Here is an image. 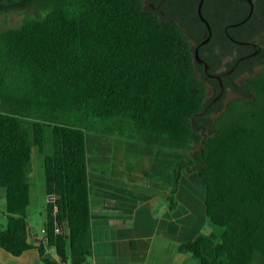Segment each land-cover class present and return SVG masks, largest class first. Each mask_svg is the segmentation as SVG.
Returning a JSON list of instances; mask_svg holds the SVG:
<instances>
[{"label":"trees","instance_id":"obj_1","mask_svg":"<svg viewBox=\"0 0 264 264\" xmlns=\"http://www.w3.org/2000/svg\"><path fill=\"white\" fill-rule=\"evenodd\" d=\"M208 1L202 12L211 38L200 55L208 49L218 65L235 67L215 104L196 72L195 48L208 36L199 0H0V14L25 15L0 32L3 251L16 258L37 249L44 264H87L96 220L132 224L157 190L105 185L104 203L92 204L90 164L109 163L113 148L101 139L117 136L152 159L143 176L168 189L171 213L184 172L199 175L209 227L179 244V253L200 264H264V2L259 9L252 0L249 16L247 0H214L210 16ZM34 146L44 156L46 195L58 197L56 212L46 206L45 245L29 241Z\"/></svg>","mask_w":264,"mask_h":264},{"label":"crops","instance_id":"obj_2","mask_svg":"<svg viewBox=\"0 0 264 264\" xmlns=\"http://www.w3.org/2000/svg\"><path fill=\"white\" fill-rule=\"evenodd\" d=\"M101 174L104 175V172L99 171L98 176L102 177ZM93 183L98 188H93L96 196L92 195L94 208L104 203L99 196L104 195L102 189L105 185L111 188H124L99 177L94 179ZM156 202L157 196L140 205L134 211L133 222L128 227L104 226L102 224L105 222L96 220L92 229L93 256L87 264H200L190 254L179 253L177 248L179 244L192 240L199 233L196 232L198 223L194 216L199 217L201 224L202 216L198 213L196 215L186 213V217L179 218L177 210L171 213L167 208L157 212ZM202 210L205 214L204 205ZM29 230L31 244L45 245L46 236L42 233L44 228L41 234L32 227H29ZM47 253L52 256L54 251L48 249ZM0 262H3L0 264H41V258L37 249L29 250L15 258L0 248Z\"/></svg>","mask_w":264,"mask_h":264},{"label":"rangeland","instance_id":"obj_3","mask_svg":"<svg viewBox=\"0 0 264 264\" xmlns=\"http://www.w3.org/2000/svg\"><path fill=\"white\" fill-rule=\"evenodd\" d=\"M24 16V12L0 14V32L18 27L23 21ZM231 96V94H228L225 97L224 104L231 98ZM209 97L211 98V94ZM49 132L50 131L47 129L44 139V147L48 154L51 152V136ZM101 140L107 141V143L112 146L113 151L110 153L109 158L111 160L108 164H90L89 171L93 188L96 187L93 183L94 179H98V177L115 186L118 185L127 189L151 187L158 191L157 202L155 204L157 212L163 211L164 208L168 209V189L162 187L160 180H149L143 176V171L150 168L152 159L130 151L129 148L126 147V145L128 146L133 143L130 139L111 136L110 140L107 138H102ZM43 161L44 156L40 153L39 148L34 146L30 164L28 166L31 197L30 206L27 211V223L29 227L36 229L39 234H41V230L45 226L47 206ZM99 171L104 172V175L101 174L102 177L98 176ZM93 201L96 202V199L93 198ZM177 201V214L179 215V218L182 216L184 218L186 213L188 215H196L198 213L202 216V224L200 223L199 217L197 218L194 216L195 221L198 223L196 232L207 230L209 225L207 224L205 214L202 210L205 202V187L197 173L188 174L184 172L177 193ZM6 225V195L5 190L0 189V226L5 227ZM210 228L212 227L210 226ZM41 264L44 263L41 261Z\"/></svg>","mask_w":264,"mask_h":264},{"label":"flooded vegetation","instance_id":"obj_4","mask_svg":"<svg viewBox=\"0 0 264 264\" xmlns=\"http://www.w3.org/2000/svg\"><path fill=\"white\" fill-rule=\"evenodd\" d=\"M263 2H264V0H257V6L259 5V9H261V5L263 4ZM213 4H214V0L208 1L207 6H206V10H205V13L207 15L211 16L214 13L215 9L213 7L214 6ZM228 10L229 11L227 12V16H225L226 21H228V19L234 14V9L232 11L230 9H228ZM163 14H164V12H163ZM258 25H259V19L257 18V26ZM230 27H233V26L230 24L226 25V29H225L226 33H228V28H230ZM203 36L205 38L203 41H205L208 38V36H207V34H204ZM208 43L203 44L201 46L199 45V46L201 48V47L207 45ZM200 48H199V50H200ZM258 53H259V47L257 45V55H258ZM201 54L202 55H200V52H199L201 63L196 62V72H197L198 77L205 82V84L208 88V93H207L208 99L213 98L214 99L213 103L215 104L218 101H220L221 98L225 94V89H224L225 86L223 84V78H224L226 83L230 82V80L233 77V73H234L233 71L235 70V67H232L231 70L227 71L226 70L227 60L224 61L222 64L218 65L217 61L215 60V56L208 49H204L203 53H201ZM254 55H255V53H254ZM228 57H229V59H234L237 57V53L234 52V54L232 56H228ZM215 65H218L217 69H214ZM214 81L218 82L219 87H220L219 91L216 89V87L214 85H212V82H214ZM210 94H211V98L209 97Z\"/></svg>","mask_w":264,"mask_h":264},{"label":"water","instance_id":"obj_5","mask_svg":"<svg viewBox=\"0 0 264 264\" xmlns=\"http://www.w3.org/2000/svg\"><path fill=\"white\" fill-rule=\"evenodd\" d=\"M204 2H205V0H199L198 7H197V13H198V16H199L200 20H201V21L206 25V27H207V30H208V38H207L205 41H203V42L200 44V46L203 45V44L208 43L209 40H210V37H211V26H210L209 22L207 21V19L204 17L203 12H202ZM247 2H248L249 5H250V13H249V16H251L252 13H253V10H254V4H253V1H252V0H247ZM242 23H244V21H242V22H240V23H238V24L232 25V26H233V27H237V26L241 25ZM233 41H234L235 43H237V44H241V45L246 44V43H242V42H237V41H235V40H233ZM200 46H198V47L195 48V61H196L197 63H201V59H200V56H199V48H200Z\"/></svg>","mask_w":264,"mask_h":264},{"label":"built area","instance_id":"obj_6","mask_svg":"<svg viewBox=\"0 0 264 264\" xmlns=\"http://www.w3.org/2000/svg\"><path fill=\"white\" fill-rule=\"evenodd\" d=\"M57 199H58V197L56 195H47V197H46V204L47 205H49V204L55 205ZM54 209H55V212H56L57 209H58V207L55 205ZM42 233L45 235L46 234L45 230H43ZM50 257H55V254L53 253V255L50 256Z\"/></svg>","mask_w":264,"mask_h":264}]
</instances>
